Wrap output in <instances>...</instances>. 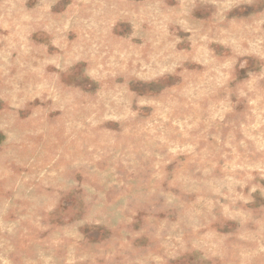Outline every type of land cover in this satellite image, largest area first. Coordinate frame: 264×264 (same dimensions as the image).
<instances>
[{"label": "rangeland", "instance_id": "obj_1", "mask_svg": "<svg viewBox=\"0 0 264 264\" xmlns=\"http://www.w3.org/2000/svg\"><path fill=\"white\" fill-rule=\"evenodd\" d=\"M0 264H264V0H0Z\"/></svg>", "mask_w": 264, "mask_h": 264}]
</instances>
